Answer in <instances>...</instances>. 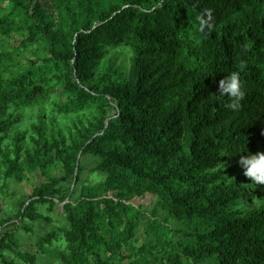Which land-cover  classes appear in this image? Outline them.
<instances>
[{
  "label": "trees",
  "instance_id": "1",
  "mask_svg": "<svg viewBox=\"0 0 264 264\" xmlns=\"http://www.w3.org/2000/svg\"><path fill=\"white\" fill-rule=\"evenodd\" d=\"M8 1L0 0V33L22 35L25 46L39 42L44 53L5 75L18 49L0 50L1 173L44 180L12 215H0V264L39 263L58 234L39 239L37 251L23 246L21 234L39 206L53 208L56 199L65 264H264V200L248 206L238 185L264 186L245 181L239 164L242 155L264 152V0ZM206 11L214 20L207 36L198 20ZM118 48L131 51L120 79L101 70ZM232 71L246 92L238 110L217 96ZM61 97L57 114L92 110L93 118L70 135L39 130L31 148L22 153L17 140L13 155L4 152L25 106ZM86 155L98 159L93 169L103 180L76 194ZM146 193L156 195L158 209L127 202ZM139 230L144 239L136 243Z\"/></svg>",
  "mask_w": 264,
  "mask_h": 264
},
{
  "label": "rangeland",
  "instance_id": "2",
  "mask_svg": "<svg viewBox=\"0 0 264 264\" xmlns=\"http://www.w3.org/2000/svg\"><path fill=\"white\" fill-rule=\"evenodd\" d=\"M9 4L8 0H3V7ZM6 13L5 10L0 11V17ZM23 36L12 31L10 35H4L0 33V50L1 49H18V54L15 55L13 64L5 69V75L9 74L13 70H20L23 66L29 63L30 59H33L35 55L44 53L43 45L41 43L23 45ZM130 55L131 51L127 48H118L113 51H109L105 58L101 61V70L108 71L114 78L120 79L127 76L130 66ZM63 98H53L47 104L49 107L47 110L41 106L34 116V123L29 128H25L23 131L17 130L19 124L26 123L31 117L27 116L23 111L22 116L19 118L17 124L12 127L11 132L6 136L4 152L13 155L12 151L16 145V141L19 140L22 145V153L32 147V136L39 130L44 132L49 138L58 136L60 134L70 135L75 133L79 127L82 126L87 120L93 118L94 112L92 110L83 111L77 115H66L56 113V103H63ZM43 112V117L41 114ZM20 138H22L20 140ZM23 161V157L20 158ZM98 159L92 156H84L81 158V164L83 166L82 172V185L80 184L76 190V194H80L83 184H94L102 181L99 173L94 171V167ZM231 167L235 166L230 164ZM2 161H0V200L3 202V210L0 209V215L7 217V214L12 215L20 202V199L25 195H28L32 191V186L39 185L44 178L38 173L35 177L26 175L23 179H16L14 177L5 178L1 171L4 169ZM242 168H239L241 171ZM52 175L59 177L61 175V169L58 166H54L51 169ZM244 180L250 178L243 175ZM63 194H70L72 188V181L68 180L62 182ZM244 194V198L247 200L248 206H259L261 205L260 200H256L258 196L261 200H264V186L261 190H254V188L244 189L245 185L238 184ZM262 185V184H261ZM108 197L114 196L113 191L107 193ZM68 200V199H67ZM66 200V201H67ZM56 206L49 208L48 204L40 205L38 208L39 218L36 221H25L26 224L31 228L30 231H24L21 234L23 246L27 249L37 251L36 243L40 239H44V235L52 232H56L57 238L52 241L51 245H45L44 249L46 252L42 253L39 251L40 261L38 264H65L62 256L65 255L66 247L64 246V240L59 235V231L65 227L64 218L62 216V205L57 199L55 200ZM128 203L134 206H141L142 209L150 213V210L157 208V197L154 194L146 193L142 197L133 196L127 200ZM6 203V204H5ZM7 205V206H6ZM2 207V206H1ZM0 207V208H1ZM169 224H174V219L170 218L167 221ZM174 224L173 226H176ZM142 230L136 234V243L143 241ZM43 249V250H44Z\"/></svg>",
  "mask_w": 264,
  "mask_h": 264
},
{
  "label": "clouds",
  "instance_id": "3",
  "mask_svg": "<svg viewBox=\"0 0 264 264\" xmlns=\"http://www.w3.org/2000/svg\"><path fill=\"white\" fill-rule=\"evenodd\" d=\"M199 20V31L207 36L214 29V20L210 12L203 13ZM244 60H240L239 69L246 68ZM246 95L244 85L240 79V71H232L219 80L218 95L221 98H228L227 108L231 110H238L241 102ZM45 110L48 109V105H42ZM41 105H30L24 107V112L27 116L31 117L26 123L19 124L17 130L23 131L25 128H29L34 123V116ZM240 166L244 170V175L251 179V185L254 187L264 184V152H257L255 154H248L247 156H241L239 160ZM223 165V164H222ZM224 167V165H223Z\"/></svg>",
  "mask_w": 264,
  "mask_h": 264
},
{
  "label": "water",
  "instance_id": "4",
  "mask_svg": "<svg viewBox=\"0 0 264 264\" xmlns=\"http://www.w3.org/2000/svg\"><path fill=\"white\" fill-rule=\"evenodd\" d=\"M79 157V156H78ZM76 181V177L74 178V182Z\"/></svg>",
  "mask_w": 264,
  "mask_h": 264
}]
</instances>
